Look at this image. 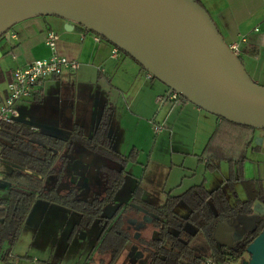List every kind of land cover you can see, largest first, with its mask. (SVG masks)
<instances>
[{"label":"crops","instance_id":"0c3cea01","mask_svg":"<svg viewBox=\"0 0 264 264\" xmlns=\"http://www.w3.org/2000/svg\"><path fill=\"white\" fill-rule=\"evenodd\" d=\"M197 1L210 15L224 41L228 45L233 42L239 43L238 56L247 73L256 83L264 86V0ZM65 22L66 20L56 17H33L17 23L6 37L0 38V102L6 96L7 82L11 78L13 69L24 67L37 58L50 55V49L46 46L44 39L46 33L53 30L58 36V52L76 59L78 66L72 72L65 71L59 77L40 82L30 97L19 100L16 104L19 111L17 122L34 131V138H37L36 136L42 138L36 141L50 142L51 144L46 145L52 152H56V157L59 153L58 145L64 150L71 145L69 143L77 142L78 147L76 146L75 149L78 151L74 153L77 156L91 150L102 159L119 162L136 159L135 146L131 148L128 157L124 156L126 160H123L117 149L113 147L112 138L119 124L114 120L113 111L107 104L99 113L101 104L98 101L101 102L103 95L106 100L111 95H116V98L124 101L128 114L141 118L143 111H152L154 107L159 106L157 97L167 92L168 87L162 82L165 89L159 83L148 81L146 79L148 72L131 57L121 52L114 56L112 53L114 46L104 39L96 40L94 33L86 31L77 24L70 29H65ZM242 37L244 40H241ZM152 79L154 77H150V80ZM38 106L40 109L37 108ZM30 109L35 111L38 109V112L30 114L27 112ZM151 119L156 124H163L166 127L174 128L178 125L182 131L193 127L194 141L198 140L201 132L202 140L206 139V142L200 157L206 167L215 168L218 162L211 157L203 158L204 153L215 155L217 159L227 157L234 168L236 167V178L244 188V182L249 180L264 184V129L250 130L230 125L186 100L180 103L162 102L160 108L153 112ZM211 129L212 132L207 136ZM9 132L5 128L0 131L1 144L5 145L4 137ZM254 139L256 142L252 146ZM54 142L57 146L52 144ZM8 147L13 146L9 144ZM249 147L256 149L252 150L262 155V159L259 160L261 163L256 165L246 155ZM72 148H74L73 145L68 149ZM13 149L15 150L14 147L11 150ZM64 154L67 156L65 151ZM207 159H210L214 166H208ZM240 162L241 171H239ZM3 164L10 167V170L2 169ZM20 169L30 171L22 164H15L13 160H9L4 147L0 163V180L6 179L4 177L7 173L20 171ZM122 173L117 169V178L114 181L116 187L121 183ZM19 181L21 179H18ZM59 181L55 180L56 183ZM180 182L183 185V181ZM194 186H201L208 190L202 182L189 183L183 192L176 194H172L174 186H170L165 196L166 198L168 195L180 196L179 199L184 200L182 198L184 193ZM5 206V198L0 197V207ZM153 232L154 237L157 233L155 230ZM115 236L113 233L109 234L104 244L105 250H113ZM233 236L235 239L234 233ZM215 244L219 245L216 241ZM208 246L207 252L203 254L205 256L211 251L212 246L209 241ZM238 261L235 264H238Z\"/></svg>","mask_w":264,"mask_h":264},{"label":"rangeland","instance_id":"374dc122","mask_svg":"<svg viewBox=\"0 0 264 264\" xmlns=\"http://www.w3.org/2000/svg\"><path fill=\"white\" fill-rule=\"evenodd\" d=\"M16 26L17 24L14 27ZM146 79L159 83L165 89L156 78L150 80L146 75ZM104 100L106 99L103 95L101 102L98 101L101 104L99 113L107 104L113 111L114 120L119 124L117 129L115 127L116 131L112 138L113 147L117 149L123 160H126L124 156L128 157L131 148L135 146L136 159H129L125 161L126 163L115 160L116 168L123 172V178L117 187L107 188L106 184L99 186L85 183L82 187L74 186L70 191L64 188L70 185L68 179L64 182L62 172L59 171L65 149L62 150L63 148L58 145L59 153L52 163V170L43 177L44 194H36L33 198L15 240L12 243L8 239L2 241V250L9 249L8 264H138L137 260L129 255L132 246L129 250V246L124 247L118 254L105 250L107 237L121 226L124 229L130 227L129 229L134 233H141L144 239L153 237L154 232L148 226V219L154 215V212L145 202L162 205L166 202L165 192L170 186H174L171 192L176 194L183 192L189 183L202 182L208 190L220 187L226 195L228 204L236 207V210L239 209V212L233 216L234 223L244 230L254 226L260 215L264 213V202L255 199L249 205V211L242 210L248 194L236 178V167L234 168L227 157L217 159L215 155L204 153L203 158L211 157L218 162L215 168L206 167L200 157L206 142V139L202 140L201 132L198 140L194 141L193 127L182 131L178 125L172 128L159 124V130H155L156 123L151 116L160 108L159 102V106L154 107L152 111H143L142 117L138 118L127 113L124 101L116 98V95H111L106 102ZM38 109L36 111L30 109L27 112L36 113ZM100 117L101 114L99 119ZM211 132L212 129L208 131L207 136ZM36 137L34 138L26 129L17 133L10 131L4 137L5 145L0 142V157L2 158L5 147L6 157L9 160H13L15 164L23 163L24 156L38 142L36 139H42ZM255 142L254 139L252 146ZM9 144L15 150H10ZM252 149L247 148L246 155L257 165L261 163L259 160L262 159V155L253 151L256 149ZM64 158L66 159V156ZM104 161L106 162V159H103ZM108 161L114 163L112 159H107ZM2 169L10 170V167L4 165ZM20 172L27 171L20 169ZM57 179L60 180L58 183L55 182ZM180 181H183V185ZM12 183L8 179L0 180L1 198L6 199L9 196L8 189ZM49 189L51 192L45 194ZM96 193L98 196L94 206L83 203L93 201L92 198ZM127 208L131 209L130 215L124 212ZM172 210L185 218L189 214L190 205L185 200L179 199L173 202ZM183 228L194 233L190 238V245L194 251L197 254L207 252L209 246L206 233L203 230L196 231V226L188 219L184 220ZM170 229L175 231L173 228ZM112 253L113 259L108 261ZM143 256L147 259L149 254L146 252L141 258ZM243 257L247 259L248 254ZM240 261L237 263L240 264ZM235 263L236 261L231 262V264Z\"/></svg>","mask_w":264,"mask_h":264},{"label":"water","instance_id":"95a60500","mask_svg":"<svg viewBox=\"0 0 264 264\" xmlns=\"http://www.w3.org/2000/svg\"><path fill=\"white\" fill-rule=\"evenodd\" d=\"M42 15L65 18V29L77 24L108 40L199 108L264 129V86L249 76L197 0H0V38L15 24ZM79 176L82 182L84 171ZM234 231L232 220L223 219L212 236L231 248ZM246 254L241 264H264V229ZM141 255L137 251L135 257L143 263Z\"/></svg>","mask_w":264,"mask_h":264},{"label":"trees","instance_id":"16d2710c","mask_svg":"<svg viewBox=\"0 0 264 264\" xmlns=\"http://www.w3.org/2000/svg\"><path fill=\"white\" fill-rule=\"evenodd\" d=\"M38 17H56L66 20L58 16L42 15ZM14 26H12L11 29ZM105 41L110 43L108 40ZM110 44L113 45L112 43ZM117 49L118 52L129 56L118 47ZM133 60L144 69L135 59ZM182 100L186 99L182 98ZM216 117L230 125L250 130L258 129L253 126L232 122L219 116ZM4 128L15 133L20 132L24 128L32 135L35 133L30 128L26 127L24 124L21 125L17 121L13 124L6 125ZM46 144L49 145L51 143L48 141L36 143L27 155L24 156V161L20 164L30 170L29 172L21 173L20 171H13L7 173L4 177L11 180L13 183L9 188V196L5 199L6 206L0 207V264H8L7 259L9 258V249L2 250V241L8 239L9 242L12 243L15 240L33 198L36 194H44L43 177L51 172V166L56 157V153L52 152L50 147ZM52 144L56 145V142ZM12 148L13 147H9L10 150ZM206 162L208 166H214L210 159H207ZM239 164V171H241V162ZM21 177H24L25 184L18 182V178ZM244 185L248 194V199L244 201L245 207L242 210L249 211V205L253 200L258 199L264 202V184L260 181L249 180L245 181ZM49 192H51V189L45 194H49ZM179 198L180 196L168 195L166 202L162 205H147L148 208L154 212L152 223H150L149 226L151 230L157 231V235L147 239H144L143 236L137 240L142 246L144 253L147 252L149 254L145 264L204 263V258L206 256L197 254L190 245V238L194 233L184 230L183 222L185 219H188L196 226V231L203 230L206 233L207 239L212 246L207 256H212L220 264H230L231 262L240 260L243 254L246 253V246L248 243L264 229V213H262L254 226L244 233L245 237L243 239L238 241L231 248H223L220 250L216 246L212 236L213 228L219 221L233 218V216L239 212V209L236 210V207H232L228 204L226 195L220 188L208 191L201 186H194L188 189L182 196L190 205L189 214L187 217L183 218L172 210L173 202ZM170 228L175 229V231ZM113 234L116 235L113 238L115 242L112 250L115 254H118L124 247L134 242V240H130L127 232L121 227H117L116 231H113ZM113 253L110 255L108 261L113 259Z\"/></svg>","mask_w":264,"mask_h":264},{"label":"built area","instance_id":"2783aa9c","mask_svg":"<svg viewBox=\"0 0 264 264\" xmlns=\"http://www.w3.org/2000/svg\"><path fill=\"white\" fill-rule=\"evenodd\" d=\"M257 30V28H255ZM101 37L95 34V39ZM58 36L53 30L46 33L44 42L50 49V55L47 57L37 58L24 67L13 69L11 78L7 82V93L2 102H0V131L6 126L13 124L19 118V111L16 108V103L19 100L26 99L32 95L35 87L40 82L52 77H59L65 71H74L78 62L76 59L64 56L57 50ZM241 40H244L242 37ZM229 48L235 55L239 54L240 48L238 42H233ZM113 55L118 53L117 47H113ZM148 77L151 74L148 73ZM157 100L162 103L165 101L180 103L181 96L172 90H168L157 97ZM159 125L155 124L154 129L159 130ZM2 158L0 157V163ZM203 264H220L212 256H206ZM229 264V263H223Z\"/></svg>","mask_w":264,"mask_h":264},{"label":"flooded vegetation","instance_id":"af4514ba","mask_svg":"<svg viewBox=\"0 0 264 264\" xmlns=\"http://www.w3.org/2000/svg\"><path fill=\"white\" fill-rule=\"evenodd\" d=\"M69 144H71V145H69V147H72V145H73V147H76V146L78 147L77 142L69 143ZM56 146H57V144H56ZM69 147H66V149H65V153L67 156H66V159L62 158V166L59 168V171L62 172V176L65 179H68V182L70 184V185L64 186V188H67L68 190L71 191L74 188V186L82 187V186H84L85 183L92 184V185L96 184L99 186H101L102 184H106L107 188L108 187L111 188V187L115 186L114 181L117 178L116 176H117V169H118V168H116L115 161H114V163H109V161L107 162V159H106V162L105 161L103 162V159L100 158L99 156H96L91 150H88L84 153H80L77 156L76 154H74V153H76L74 151L75 148L68 149ZM90 147H91V145H90ZM82 160H84L87 167L81 166ZM83 171H84L83 177L85 178V180L83 179V181L81 182V178L79 176V173L83 172ZM57 180H59V179H57ZM97 196H98V193H96L95 196L92 198L93 201H87V203L86 202H83V203H85L87 206L88 205L94 206L95 201L97 200L96 199ZM78 201H80V200L78 199ZM124 212H125V214L130 215L131 209L127 208V209H125ZM153 217H154V215L148 219V226L150 223H152ZM230 219L232 220V223L235 226L234 235H235V233H237V236H235L236 237L235 242L233 244V246H234L238 241H240L241 239H243L245 237L244 233L249 229L244 230L238 224L234 223L233 218H230ZM121 228H122V226H121ZM129 228L130 227H128L126 229H124V228H122V229H124L127 232L130 240H134V242L131 243L128 247V250L130 249L131 246L136 247V250L131 257H132V259L137 260L138 264H145L146 258H144V256L142 258L143 263L140 262L139 258L135 257L137 251H141V253L144 255V251L142 249V246L140 245L141 248H139L140 247V246H138L139 242L137 241L138 238H141L143 236L141 235V233H138V232L134 233V231L130 230ZM217 247L220 250L223 248H226V247L221 246V245H218ZM245 254H243V256ZM243 256L240 260L245 259ZM240 264H241V262H240Z\"/></svg>","mask_w":264,"mask_h":264}]
</instances>
